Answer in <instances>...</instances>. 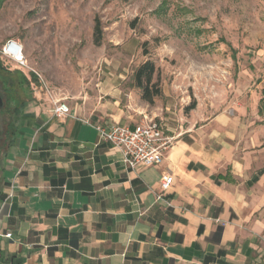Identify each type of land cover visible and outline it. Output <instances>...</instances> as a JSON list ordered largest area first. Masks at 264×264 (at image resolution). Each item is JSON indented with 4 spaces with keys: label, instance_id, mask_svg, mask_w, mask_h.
<instances>
[{
    "label": "crops",
    "instance_id": "0c3cea01",
    "mask_svg": "<svg viewBox=\"0 0 264 264\" xmlns=\"http://www.w3.org/2000/svg\"><path fill=\"white\" fill-rule=\"evenodd\" d=\"M63 101L69 114L50 96L23 101L2 170L0 264H264V168L248 175L192 132L160 165L131 168L96 128L136 123L119 99Z\"/></svg>",
    "mask_w": 264,
    "mask_h": 264
},
{
    "label": "rangeland",
    "instance_id": "374dc122",
    "mask_svg": "<svg viewBox=\"0 0 264 264\" xmlns=\"http://www.w3.org/2000/svg\"><path fill=\"white\" fill-rule=\"evenodd\" d=\"M9 39L26 65L0 54V190L22 102L51 94L117 98L134 122L208 139L248 175L264 168V0H3L0 47ZM147 61L153 102L135 79Z\"/></svg>",
    "mask_w": 264,
    "mask_h": 264
},
{
    "label": "built area",
    "instance_id": "2783aa9c",
    "mask_svg": "<svg viewBox=\"0 0 264 264\" xmlns=\"http://www.w3.org/2000/svg\"><path fill=\"white\" fill-rule=\"evenodd\" d=\"M0 54L5 58L14 60L21 65H26L24 46L19 40L9 39L0 47ZM52 110L56 115L69 114L71 109L63 98L51 97ZM100 138L111 143L122 154L124 163L134 168L138 164L160 165L165 157L166 151L171 147L174 137L167 135L163 126L154 119L145 118L134 125H123L120 123L97 125ZM174 177L170 174L164 175L160 182L158 199H163L164 194L171 188ZM12 196L9 193L8 198ZM7 233V237H11Z\"/></svg>",
    "mask_w": 264,
    "mask_h": 264
},
{
    "label": "trees",
    "instance_id": "16d2710c",
    "mask_svg": "<svg viewBox=\"0 0 264 264\" xmlns=\"http://www.w3.org/2000/svg\"><path fill=\"white\" fill-rule=\"evenodd\" d=\"M2 1L3 0H0V5H1ZM95 32H96L97 39H99L103 33L102 25H101V22L99 19L96 20ZM154 72H155L154 64L151 61H147L142 66L139 67V69L137 70V72L135 74L137 86L144 90L143 97H144V99H146L149 102H153V96L154 95L160 94V88H156L155 90H153V88L151 87L154 85V84H152ZM33 76L36 78L35 74H33ZM24 82L30 83V81L25 76H24ZM261 101L264 102V98ZM23 106H24V103L22 102L21 109L19 110V116H22ZM17 113H18V111H17ZM17 128H18V125L16 127H14L13 125L11 126V130H12L11 136L12 137H14ZM12 143H13V138L10 141L9 145H12ZM3 198H4V196H3L2 190H0V202L3 200Z\"/></svg>",
    "mask_w": 264,
    "mask_h": 264
},
{
    "label": "water",
    "instance_id": "95a60500",
    "mask_svg": "<svg viewBox=\"0 0 264 264\" xmlns=\"http://www.w3.org/2000/svg\"><path fill=\"white\" fill-rule=\"evenodd\" d=\"M4 105H5V99L2 95V93H0V111L4 107ZM1 135H2V131L0 130V139H1Z\"/></svg>",
    "mask_w": 264,
    "mask_h": 264
}]
</instances>
